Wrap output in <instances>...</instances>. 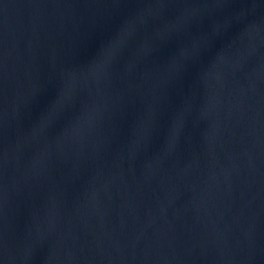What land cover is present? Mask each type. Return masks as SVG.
<instances>
[{
    "label": "water",
    "instance_id": "95a60500",
    "mask_svg": "<svg viewBox=\"0 0 264 264\" xmlns=\"http://www.w3.org/2000/svg\"><path fill=\"white\" fill-rule=\"evenodd\" d=\"M0 264H264V0H0Z\"/></svg>",
    "mask_w": 264,
    "mask_h": 264
}]
</instances>
